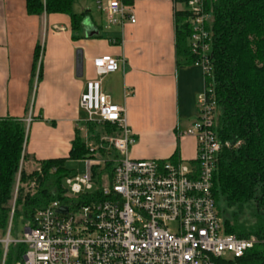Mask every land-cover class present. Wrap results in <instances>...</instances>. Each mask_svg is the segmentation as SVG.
<instances>
[{
    "label": "built area",
    "instance_id": "1",
    "mask_svg": "<svg viewBox=\"0 0 264 264\" xmlns=\"http://www.w3.org/2000/svg\"><path fill=\"white\" fill-rule=\"evenodd\" d=\"M206 0H190L191 50L203 54L204 75L210 73ZM96 5L107 17V26L136 23L119 0ZM97 78L87 83L81 109L87 123L116 125L119 134L108 141L118 158L112 175L95 180V167L106 162L85 159L82 176L66 178L67 202L54 201L38 212L22 239H11L20 173L11 205V219L0 250L5 264L10 246L24 244L27 251L16 264H240L245 255L264 243L253 236L229 234L215 197L214 176L219 156L229 143L216 130L214 91L205 86L197 99L198 118L184 133L197 142L194 164L171 160H135L131 148L137 138L131 132L125 109L114 105L102 91V79L119 70L110 57L94 61ZM31 119L27 121L28 125ZM23 166V163H22ZM40 172V170H39ZM65 208L67 214L60 213ZM175 230H172V227ZM1 235V233H0Z\"/></svg>",
    "mask_w": 264,
    "mask_h": 264
},
{
    "label": "crops",
    "instance_id": "2",
    "mask_svg": "<svg viewBox=\"0 0 264 264\" xmlns=\"http://www.w3.org/2000/svg\"><path fill=\"white\" fill-rule=\"evenodd\" d=\"M96 1L74 0L72 12L85 15L74 40L70 16H30L25 0H0V120L27 124L25 153L35 164L69 158L77 131L84 130L80 102L97 78L94 61L110 57L119 70L102 79V91L125 109L137 138L131 157L194 164L197 142L184 133L198 118L205 82L201 67L178 65L176 13L183 6L119 0L136 23L108 27ZM87 29L97 34L87 37Z\"/></svg>",
    "mask_w": 264,
    "mask_h": 264
},
{
    "label": "trees",
    "instance_id": "3",
    "mask_svg": "<svg viewBox=\"0 0 264 264\" xmlns=\"http://www.w3.org/2000/svg\"><path fill=\"white\" fill-rule=\"evenodd\" d=\"M25 1L30 16H70L73 39H79L85 15L72 12L74 0ZM189 1L176 0L183 6L176 13L179 66H195L204 58L202 53L194 54L191 50L194 30ZM204 12L208 16L204 28L210 35L207 41L210 49L206 55L210 60V73L204 75V82L214 91L215 128L220 141L231 145L223 148L218 159L214 176L215 197L229 234L242 239L255 236L264 242V0H206ZM39 54L40 48L35 55L36 63ZM101 125L106 132L114 136L119 134L116 125ZM93 126L94 123L86 124L88 135L93 134ZM27 134L24 121L0 120V233L3 236L9 228L19 173L20 183L33 180L36 189L33 195L19 189L13 226L16 221H21L25 227H32L38 212L54 201L67 202L64 181L77 176L66 169L67 161L96 157L77 131L69 158L42 161L40 172L28 176L22 168V163L28 160L25 153ZM112 154V159L118 158L116 151ZM95 168L94 177L99 181V169ZM113 168V162L109 161L104 172L111 176ZM222 201L225 207L221 205ZM26 251L24 244L10 246L5 264L18 263ZM2 260L0 250V264ZM239 263L264 264V243L249 251Z\"/></svg>",
    "mask_w": 264,
    "mask_h": 264
},
{
    "label": "rangeland",
    "instance_id": "4",
    "mask_svg": "<svg viewBox=\"0 0 264 264\" xmlns=\"http://www.w3.org/2000/svg\"><path fill=\"white\" fill-rule=\"evenodd\" d=\"M83 117V122H82V128L84 129L80 134H81V138L83 140L86 141L87 143V147L90 148V151L94 152V155L96 156L95 159L96 160H101L102 162H106L108 163L110 161V163H112L115 159H112L113 156V150L110 147V143H109V139L111 137H114L113 134L106 132L105 128H103V126L100 124H94L95 126H93V134L88 135V132L86 130V124H87V117L86 115H82ZM97 125V126H96ZM111 150V152H110ZM102 151H105L104 153ZM111 153V154H110ZM23 171L27 173V175H31L33 172H39L41 166L37 163L35 164V162H33L32 160H30L28 158L27 161H25L23 163ZM99 169V173H100V177L102 174H105L106 172H104L105 169V164H103L100 167H97ZM66 169L69 172H72L73 174L82 176L87 168H86V164L83 161H67L66 164ZM95 169H93V171H95ZM103 171V173H102ZM108 174V173H106ZM64 187L66 189H68L66 181H64ZM19 189H24V193L25 194H35V185L33 183V180H28L26 182L20 183V188ZM13 199H14V195H13ZM18 199V197H17ZM16 199V201H17ZM13 202V201H12ZM222 206L225 207L224 202L222 201L221 203ZM248 216V214H247ZM176 228L173 226L172 230H175ZM24 230H25V226L23 225V223L21 221H16L13 229H12V235H11V239H22L23 238V234H24ZM1 238H5L6 236L0 235ZM3 263V262H2Z\"/></svg>",
    "mask_w": 264,
    "mask_h": 264
},
{
    "label": "water",
    "instance_id": "5",
    "mask_svg": "<svg viewBox=\"0 0 264 264\" xmlns=\"http://www.w3.org/2000/svg\"><path fill=\"white\" fill-rule=\"evenodd\" d=\"M86 27H87V25H86ZM86 32H87V37H91V36L97 34V31H95V30H89V29H87ZM80 64H81V62H80ZM60 213L67 214V210L65 208H61L60 209Z\"/></svg>",
    "mask_w": 264,
    "mask_h": 264
}]
</instances>
